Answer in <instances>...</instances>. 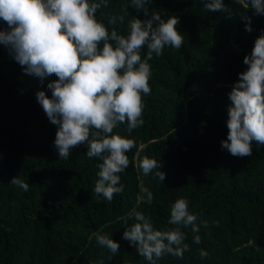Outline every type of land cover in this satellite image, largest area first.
I'll return each instance as SVG.
<instances>
[{"label":"trees","instance_id":"1","mask_svg":"<svg viewBox=\"0 0 264 264\" xmlns=\"http://www.w3.org/2000/svg\"><path fill=\"white\" fill-rule=\"evenodd\" d=\"M224 4L230 11H206L202 0L148 5L149 15L155 10L164 19L179 18L184 43L178 50L166 46L149 60L151 94H142L143 125L131 133L126 124L113 130L135 146L119 174L123 192L111 201L94 192L101 161L86 155L87 145L73 148L68 159L54 146L57 125L49 122L36 92L50 97L47 84L57 77L42 83L26 74L0 44V264H149L123 239L135 222L131 213L142 212L159 230L174 227L168 220L178 198L188 202L200 230L182 229L189 250L157 264H264V145L253 142L252 155L244 158L221 147L228 134V94L247 68L244 56L264 34V15L245 9L243 0ZM242 14L251 17V32ZM95 15L122 35L134 17L149 18L130 0H108ZM0 29H7L2 20ZM146 54L145 47L142 58ZM144 157L160 162L163 182L154 172L142 174ZM16 175L29 184L27 191L10 183ZM142 187L152 192L151 204ZM96 233L117 241L119 253L109 259ZM196 235L200 244L193 242Z\"/></svg>","mask_w":264,"mask_h":264},{"label":"clouds","instance_id":"2","mask_svg":"<svg viewBox=\"0 0 264 264\" xmlns=\"http://www.w3.org/2000/svg\"><path fill=\"white\" fill-rule=\"evenodd\" d=\"M202 2L209 12L230 11L224 0ZM107 3L108 0H0V20L7 24V29H0V44L8 48L26 74L38 77L42 83L53 75L57 77L47 84L50 97L44 90L36 92L49 122L57 125L54 146L60 158L68 159L73 148L87 145L86 155L101 161L97 164L94 192L111 201L114 194L123 192L119 174L127 169L126 153L135 146L133 140L113 130L126 124L131 133L143 125L142 94H151L149 60L154 53L160 56L166 46L180 49L184 37L177 28V16L164 19L155 10L149 15L151 0H130L133 8L149 18L131 19L126 35L115 28L109 31L95 15ZM243 6L255 15H264V0H243ZM242 19L245 30L251 32V17L242 14ZM114 22L115 18L110 21ZM145 47L147 54L142 58ZM243 63L247 68L239 73L228 94V134L221 141L222 148L240 158L252 155L253 142L264 145V34L255 39ZM139 168L146 177L154 172V178L165 180L160 162L154 158L144 157ZM10 183L24 191L29 189V184L17 175ZM141 191L151 204L152 192L147 187ZM131 216L135 222L126 227L123 239L135 245L149 264H157L165 255L182 258L189 250L182 229L191 227L193 233L200 230L197 216L189 211L183 198L171 205L168 224L174 227L156 229L140 211L133 210ZM95 239L108 249L109 259L119 253V243L109 236L96 233ZM193 242L200 244V236H194ZM200 256L206 258L208 253L201 250Z\"/></svg>","mask_w":264,"mask_h":264}]
</instances>
